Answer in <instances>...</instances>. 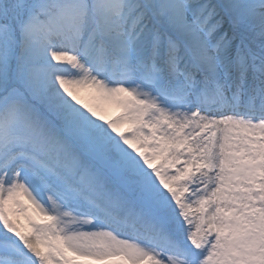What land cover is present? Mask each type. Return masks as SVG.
Returning <instances> with one entry per match:
<instances>
[{"label": "snow or ice", "instance_id": "snow-or-ice-1", "mask_svg": "<svg viewBox=\"0 0 264 264\" xmlns=\"http://www.w3.org/2000/svg\"><path fill=\"white\" fill-rule=\"evenodd\" d=\"M0 264H264V0H0Z\"/></svg>", "mask_w": 264, "mask_h": 264}]
</instances>
